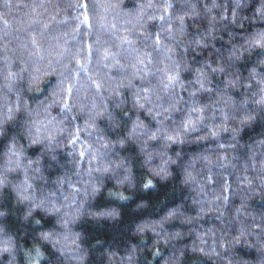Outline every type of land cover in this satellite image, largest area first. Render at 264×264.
<instances>
[{
  "label": "clouds",
  "instance_id": "obj_1",
  "mask_svg": "<svg viewBox=\"0 0 264 264\" xmlns=\"http://www.w3.org/2000/svg\"><path fill=\"white\" fill-rule=\"evenodd\" d=\"M20 7L0 264H264V0Z\"/></svg>",
  "mask_w": 264,
  "mask_h": 264
},
{
  "label": "trees",
  "instance_id": "obj_2",
  "mask_svg": "<svg viewBox=\"0 0 264 264\" xmlns=\"http://www.w3.org/2000/svg\"><path fill=\"white\" fill-rule=\"evenodd\" d=\"M12 3L15 5L16 0H12ZM0 11H3L2 9H0ZM24 9L23 7L20 8H14L11 12L7 13L6 15H4L3 17H0V29H3L5 26V22H9L12 28H15L17 26V22L18 20H20L21 18V14L23 13ZM251 131L253 132H258V129H252ZM249 137V132L246 130L245 132V139H248ZM229 183H231V178L228 181Z\"/></svg>",
  "mask_w": 264,
  "mask_h": 264
}]
</instances>
